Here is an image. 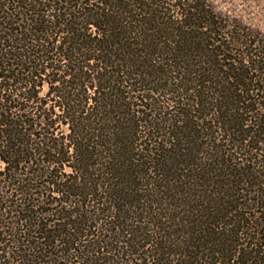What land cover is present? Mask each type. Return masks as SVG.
Masks as SVG:
<instances>
[{
	"label": "trees",
	"instance_id": "1",
	"mask_svg": "<svg viewBox=\"0 0 264 264\" xmlns=\"http://www.w3.org/2000/svg\"><path fill=\"white\" fill-rule=\"evenodd\" d=\"M0 161V264H264V32L0 0Z\"/></svg>",
	"mask_w": 264,
	"mask_h": 264
},
{
	"label": "rangeland",
	"instance_id": "2",
	"mask_svg": "<svg viewBox=\"0 0 264 264\" xmlns=\"http://www.w3.org/2000/svg\"><path fill=\"white\" fill-rule=\"evenodd\" d=\"M217 9L243 19L264 32V0H211ZM3 167L0 161V169Z\"/></svg>",
	"mask_w": 264,
	"mask_h": 264
}]
</instances>
